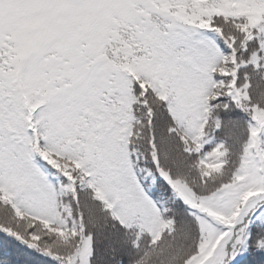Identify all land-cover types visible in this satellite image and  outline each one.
Segmentation results:
<instances>
[{"label": "snow or ice", "instance_id": "6c2138e0", "mask_svg": "<svg viewBox=\"0 0 264 264\" xmlns=\"http://www.w3.org/2000/svg\"><path fill=\"white\" fill-rule=\"evenodd\" d=\"M0 264H264V0H0Z\"/></svg>", "mask_w": 264, "mask_h": 264}]
</instances>
